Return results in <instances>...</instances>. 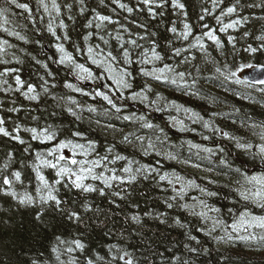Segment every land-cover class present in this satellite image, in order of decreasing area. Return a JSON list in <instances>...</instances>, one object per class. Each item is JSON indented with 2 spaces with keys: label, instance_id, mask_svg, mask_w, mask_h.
<instances>
[{
  "label": "trees",
  "instance_id": "1",
  "mask_svg": "<svg viewBox=\"0 0 264 264\" xmlns=\"http://www.w3.org/2000/svg\"><path fill=\"white\" fill-rule=\"evenodd\" d=\"M53 2L0 0V9H3L0 41H7L3 45L4 52L0 53V73L6 69L17 70L0 75V117L13 135L19 125L18 134L25 141L20 144L0 134V180L4 176L11 179L12 172L20 171L22 183H14V189L21 195L27 192L35 197L36 189L41 187L33 168L37 163L36 155L49 153L53 145L61 141L80 140L92 144L98 155L112 161L120 157L119 167L131 171L126 172L125 179L114 181L110 188L101 181H94L93 186L103 188L104 195L99 191L85 193L71 188L69 178L64 177L55 185L58 197L64 202V212L56 211L54 205L45 206L41 221L36 220L39 203L19 205L10 196L0 193V264H33V261L58 264L51 251L57 246V236L68 242L60 246L62 264H69L73 259L77 264H85L89 258L95 264H124L119 255L125 251L131 254L134 264H264V251L251 249L243 243L220 245L219 235L209 232L202 218L189 211L173 183L161 179L167 174H179L196 180L209 193H215L208 199L223 228L230 227L245 211L264 215V207L243 201L233 185L238 182L236 176L240 172H264V160L258 152L237 148L229 140L216 138L212 131L214 127L221 128L237 136L240 142L251 144L259 142L257 133H264V92L244 88L216 71L220 68L224 75L235 71L237 77L250 69L238 70L240 65H264V50L254 54L245 51L248 45L259 48L261 41L257 37L264 36V19H261L264 8L246 6L260 3V0H241L237 14L222 17L221 12L235 0L222 3L217 0L218 7H214L213 0H181L185 4L183 12L173 9L169 0L163 8L152 5L158 13L155 17L149 14L142 0H84L83 5L80 0H55L58 10ZM21 4L27 5V9L17 7ZM120 4L126 7L121 8ZM82 6L83 13L80 12ZM127 8L133 11L128 12ZM97 14L110 17V21H100ZM202 15L203 20L200 19ZM244 16L249 17L247 22L226 32L220 30L224 23ZM216 17H221L220 22ZM185 22L192 26L188 40L179 37ZM49 25L55 35L48 30ZM172 26L177 28V33L169 31ZM213 29L221 41L220 46L204 36L206 31ZM229 36L235 38L231 43ZM197 37L204 41L205 44L200 42L203 47L197 44ZM57 44L63 45L74 63H59L62 56ZM193 44L196 46L190 47ZM91 46L111 53L118 65L129 69L128 80L133 92L147 91L151 97L156 94L163 97L167 105L163 102L162 112H146L144 103L136 101L133 107L118 113L104 100L90 99L87 94H78L73 87H66L67 84L79 85L76 64L101 70L89 58L87 51ZM153 47L162 57L157 62L159 67L174 66L184 73L183 89H161L146 79L140 65ZM175 49H181L179 56ZM17 75L24 82L23 86L17 85ZM29 84L34 86L35 92L26 96ZM31 95H37L38 99H29ZM72 99L81 101L76 106L72 105ZM81 103L85 105L82 108L79 107ZM89 103L98 105L92 108L95 112L88 111ZM14 108L18 111H10ZM129 112H136L143 120L134 121L137 117ZM175 117L186 121L185 131L172 128L171 119ZM148 124L152 127H147ZM253 124L256 127H252ZM33 128L37 131L47 129L54 134L55 141L32 139L33 133L26 129ZM138 132L151 134L150 138L144 139L139 134L133 141V133ZM208 136L216 138L215 144L207 142L217 147L216 154L194 148V144ZM153 139L164 141L177 156L182 153L209 157L220 172L210 178H201L199 171L164 153L149 154L148 144ZM43 173L50 184L60 179L57 169L45 167ZM132 176L136 179L130 181ZM84 204L91 205V210L85 211ZM169 204L172 207H168ZM70 211H77L82 221L69 220L67 213ZM133 216L139 218L138 222L132 220ZM76 238L86 245L85 250L67 253L65 248ZM190 248H195L196 252H191ZM97 256L103 260H96Z\"/></svg>",
  "mask_w": 264,
  "mask_h": 264
},
{
  "label": "rangeland",
  "instance_id": "2",
  "mask_svg": "<svg viewBox=\"0 0 264 264\" xmlns=\"http://www.w3.org/2000/svg\"><path fill=\"white\" fill-rule=\"evenodd\" d=\"M55 2V0H53ZM235 20V19H233ZM232 21V20H231ZM231 21H228L225 24L230 23ZM214 33L216 32V29H213ZM215 35L218 37V35L215 33ZM200 42L204 43L203 40ZM205 44V43H204ZM92 49L91 54L87 51L89 58L92 62V64L97 65L101 70L97 71L91 68H87L84 66V69H87V71H84L80 68L76 69V73L79 78V85L73 86V90L78 93L82 94L85 93L87 96H89L90 99L100 98L102 100L103 96H99L96 93L97 92H103L104 94L108 95L109 98L113 101L115 104V107H113L112 104H109L108 101L104 100L109 106H112L113 109L116 112H123L126 108L133 107V103L136 101H140L144 103V107L146 112H154L157 111L162 112L163 108V102L166 104V101L163 99V97L156 94L154 97H151V95L147 91H140V92H133L132 87L130 88H123L122 86L117 84L118 80H126L129 83L128 75H125L126 73L129 74V69L126 67H122L117 64L116 59L112 56H109L108 53L103 51V49H98L96 47L91 46ZM100 48V47H99ZM61 53V52H60ZM67 54L65 51L64 53H61V56ZM114 58V59H113ZM159 60L154 59L152 53L148 54L144 57L143 64H141V68L143 71L144 76L148 81L151 83L156 84L159 88H163L165 90H172L173 87L177 90H181L182 88V81L184 79L183 77L179 76L177 67L174 66H168V68L165 67H159L157 65V62ZM70 62V61H65ZM97 67V68H98ZM163 70V71H161ZM152 73V75H145V73ZM89 73L91 74L89 76ZM156 76H160V79H156ZM241 76V75H240ZM238 77V79L242 80ZM83 77V78H80ZM152 78V79H150ZM237 77L232 78V81L235 82ZM175 80L176 82L173 83L172 81ZM243 81V80H242ZM178 83V84H177ZM180 83V84H179ZM239 85L244 86L248 89H252L258 92H264L261 91V87L257 86H251L247 83H240ZM79 99L78 96H75ZM135 97V98H133ZM72 99V105L78 106L77 102H80L81 100H75ZM91 107L88 108V111L95 112V108L98 107L96 103H89ZM128 104L129 107H128ZM167 105V104H166ZM85 106L83 103L80 104V108ZM117 108L119 111H117ZM79 109V108H78ZM219 111H221L222 108H217ZM218 111V112H219ZM127 113V112H126ZM128 114H133V116H136L137 118L133 119L134 121L141 122L143 119L142 117H138L136 112H129ZM212 113H210L211 115ZM213 115L220 116L222 118H225L226 116L222 113H213ZM130 119V118H129ZM129 122L132 120H128ZM134 123V122H133ZM132 124V123H131ZM134 125V124H133ZM136 127L137 124H135ZM171 126L173 129L185 131L187 129V123L185 120L181 119L180 117H175L171 119ZM213 133L216 134V138L229 140L232 143L237 144V142H240L237 139V136H233L229 134V137H225L222 135L225 131L221 128H213ZM43 131H37V134L39 135ZM49 134L53 135V139L46 140L44 139L43 135H39V138L43 142H54L55 136L53 133L49 132ZM142 135L144 139H149L151 134H143L141 132L133 133V141L138 138V136ZM160 135V132H158V136ZM261 135H264V133L259 132L257 133L259 142H255L251 144V142L243 143V144H251L252 148L249 150L259 152V145L264 144V140L261 139ZM149 136V137H148ZM162 137V136H160ZM216 138H212L211 136L205 139H201L202 141L197 142L194 144V148L205 152L206 154H216L217 147H211L207 144V142L216 143ZM64 142L66 144V147L63 149H58V145ZM57 142L52 147V154L49 155V153H43L41 154L42 158H46L52 163L57 162V157L60 155H63L65 157V160H62L58 164V168L60 166H67L71 167L73 171H77L80 167L84 168H92V173L87 175V179L84 181L86 185L90 184L93 185L94 181H101L103 182L104 179H108L112 176L120 177V180L125 179L126 172L124 171V168L121 169L119 167L120 160H110L102 155H98L94 151V147L92 144L86 143L84 141H61ZM164 143V141H155L154 139L149 141L148 147H150L149 154L157 153V154H166L169 158L172 160H175L176 162L182 163L186 167L199 171L201 173V178L207 177L210 178L215 174H218L220 171V168L214 164L213 160H211L209 157H204L202 155L196 154V157L190 156L189 154H179L178 156L173 154V149L169 148L167 144ZM205 149H212V152H207ZM75 159L78 161L76 165L71 164V160ZM126 164L125 162H123ZM129 167V165H127ZM45 167H40V172L44 177L46 178L45 174L43 173V169ZM57 168V170H58ZM119 172L124 173V175L119 174ZM92 176H100L101 179H93ZM260 177L264 176V172L258 171V172H249V173H241L240 175L236 176V181L233 185L239 190V192H255L258 188L261 187L259 184H255L254 182H249L248 177ZM74 179V177H72ZM165 179H167L169 182H172L174 186L177 188L180 195L184 198L189 211L194 214L198 215L202 218L207 230L209 232H213L214 234H218L219 237H223L224 239H219L220 245H228V244H237V243H243L245 246H248L251 249H255L258 251H264V241H261L259 239L255 240H240L236 239L237 236H249V235H255L256 237L264 236V229L256 228L249 226L248 224H242L241 223V216L238 218V220L234 223L237 225V231H234L232 228V225L227 228H223V223L220 219H218L216 214V209L211 205L208 196L209 192L205 188L198 185L196 180H189L184 178L182 175L179 174H167L165 176ZM116 180H110L109 182L112 184ZM243 199V198H242ZM243 201H251L253 204L258 205L261 207V203H264V201H261L259 198H251L249 200ZM248 213V220H251L252 217H264V215H255L251 213V211H245ZM244 212V213H245ZM247 228V231L244 229ZM227 234H231L233 236L232 240H228Z\"/></svg>",
  "mask_w": 264,
  "mask_h": 264
},
{
  "label": "snow or ice",
  "instance_id": "3",
  "mask_svg": "<svg viewBox=\"0 0 264 264\" xmlns=\"http://www.w3.org/2000/svg\"><path fill=\"white\" fill-rule=\"evenodd\" d=\"M14 2V0H13ZM84 0H80V4L83 5ZM223 0H219V3H222ZM240 2L241 0H235V3H233L232 5L228 6L226 9H224L221 12V17L222 16H232L233 14H237L238 12V8L240 7ZM142 3L147 6V10L149 12L150 15H152L153 17H155L158 13L155 11V9L152 7L153 4H155L156 8H163L165 7L168 3L169 0H142ZM171 6L173 9L175 10H180L183 12V10L185 9V4L181 2V0H170ZM219 3H217V0H213V4L214 7H218ZM121 8H125L126 5L124 4H120L119 5ZM247 7L253 8H264V0H260V3H253V4H248L246 5ZM17 7L20 8H25L27 9V5L21 4V5H17ZM45 10H47V6L45 5ZM53 7L56 8L58 10V6L55 4V2H53ZM68 7H71V5H69ZM84 7L82 6L80 8V12L83 13L84 12ZM128 12H132L133 9L132 8H127ZM207 10L205 9V12ZM3 14V9H0V15ZM160 15H162L163 13H159ZM185 16L187 15L186 12L183 13ZM221 17H216L217 21L220 22ZM71 19V17H69ZM97 18L100 21H110V17L108 16H101L99 14H97ZM203 15L200 17L201 20H203ZM249 19V17L244 16V17H240L237 18L235 20H232L230 23L223 25V27L220 29L221 31H227L230 28H236L238 25H241L245 22H247V20ZM261 19H264V17H261ZM89 24H91V21H89ZM65 25L63 24V22H61V27H64ZM205 27H207L205 25ZM48 30L50 32H52L53 35H55L54 30L52 29V26L49 25ZM169 31H171L172 33H177V28L175 26H172ZM192 34V26L185 22L183 24V31L179 33V37L182 38L183 40H188L189 36ZM16 35H19L18 33H16ZM245 36L248 35L247 32L244 33ZM204 36H206L208 39L212 40L216 45L220 46L221 45V41L220 39L215 35L214 31L209 30L206 31L204 33ZM20 39H24L23 36L19 37ZM65 38H67V36H65ZM57 39H59V37H57ZM88 37H85V40H87ZM200 37L196 38V42L197 44H199L200 47H203V44L200 43ZM258 40L261 41V44L259 45V48L257 47H253L252 45H248L247 49H245V51L249 52V53H256L257 51L260 50H264V36H260L257 37ZM229 42H233L235 40L234 37L229 36L228 37ZM132 43H135V41H132ZM7 41H0V53L4 52V47L3 45H6ZM196 44L190 45V47H195ZM57 49L61 52L64 53V47L61 44H57L56 45ZM175 54L177 56L180 55L181 53V49H175ZM88 52L91 54L92 49L89 48ZM125 57H127L128 53L125 52L124 53ZM152 55L154 57V59L156 60H160L162 59V57L156 52L155 48L153 47L152 49ZM109 56H111V53H109ZM114 59V58H113ZM71 61L74 63L73 58L70 54H65L61 57V59L59 60V63L64 64L65 61ZM77 68H80L84 71H87V69H84L83 65L80 64H76L75 65ZM46 67V65H45ZM251 68L253 67L252 64H247V65H240L238 70H242L243 68ZM261 67H264V65H262ZM165 68H168L167 65H165ZM225 68H227V65L225 66ZM13 71H17L15 69H6L4 73H0V75H6L8 72H13ZM163 71V70H161ZM216 71L218 73H220L222 76H224V78L226 80L231 79L233 77H236V72L232 71L230 72L228 75H224V73L221 71L220 68H217ZM50 74V73H49ZM91 74L89 73V76ZM125 75H130V74H125ZM145 75H152V73H148L146 72ZM180 77L184 76V73H179ZM83 78V77H80ZM156 79H160V76H156ZM16 83L18 86H23L24 82L21 80L20 76L17 75L15 77ZM173 83H175L176 81L173 80ZM246 81H242L240 79H236L235 83L240 84V83H245ZM257 83L260 84H264V80H260V81H256ZM117 84L122 86L123 88H130L131 85L130 83H128L126 80H118ZM66 87H73L71 84H67ZM46 90V89H45ZM261 91H264V89H261ZM35 92V88L33 85L29 84L27 85V93H24L26 96L28 95V93H34ZM99 96H103V99L108 101L109 104H112L113 107H115V104L113 103V101L109 98L108 95L104 94L103 92H97L96 93ZM29 99L35 100L38 99L37 95H31L28 96ZM135 98V97H133ZM10 111H18V109H10ZM69 112H72V109L69 108L68 109ZM117 111H119V109L117 108ZM73 115H75V113L73 112ZM125 119H128V117H125ZM5 121L2 117H0V134H2L5 137H11L13 140L18 141L20 144H24L25 141L23 139H21V137L19 136V131H20V127L19 125L13 130V132H15L16 134L13 135L12 132H9L5 127H4ZM147 127H152L151 124L146 125ZM205 127H208L207 122H205ZM252 127H256L255 124L252 125ZM26 131H30L33 133L32 135V139H38L39 135H43L44 139L46 140H51L53 139V135L49 134L47 129H45L42 133H40L39 135L37 134V130L35 128L33 129H26ZM75 135H79V133H75ZM223 136L225 137H229V133L224 132L222 133ZM127 139V138H125ZM261 139L264 140V135H261ZM237 148H241V149H251L252 145L251 144H243V143H239L237 142L236 144ZM64 147H66V144L64 142H61L58 145V149H63ZM25 151L27 152L28 149L25 148ZM205 151L207 152H212V149H205ZM220 151L222 152L223 149L221 148ZM52 152H49V155H51ZM258 155H260L261 159L264 160V144L259 145V152L257 153ZM9 156H11V153H9ZM118 159L120 157H117ZM65 160V157L63 155H60L59 157H57V162L56 163H52L51 161H49L46 158H42L41 154L37 153L36 155V161L37 163L33 165L34 170L36 171V176L38 181L40 182L41 187H38L36 189L37 195L34 197L33 195L25 192L23 195L19 194L13 187L14 183H22L21 180V172L20 171H14L11 173V179L8 176H4L2 178V180H0V193H3L6 196H10L12 199L16 200L18 202L19 205H26V206H30V205H34L36 203L40 204V211L37 212L36 214V220L41 221L42 220V214L45 211V206H53L56 211L58 212H64V209L62 208V204L64 203L59 197H58V189L55 187V185L60 184L61 180L64 177H68L70 180V187L71 188H75V189H79L82 192L85 193H92V192H97L99 191L100 195H104V189L100 188L97 189L96 187H94L93 185H86L84 183V181L87 179V175H85V173L91 174L92 173V168H84V167H80L77 171H73L71 167H67V166H60L58 168V164L60 161ZM78 163L77 160L72 159L71 160V164L72 165H76ZM221 163H226V161H221ZM44 166V167H49V168H53V169H57V176L60 177V179H57L53 184H50L48 182V180L44 177V175L41 174L40 172V167ZM5 168L8 167L7 164L4 165ZM125 172H130L131 170L129 168H125L124 169ZM139 171V170H138ZM237 171H239L237 169ZM72 177H74V179H72ZM93 179H101L100 176H92ZM120 177H116V176H112L108 179H104L103 183L105 184L106 187H111V183L109 182L110 180H120ZM136 177L132 176L130 178L131 180H135ZM161 179H165V177H161ZM248 181L254 182L255 184H259L261 185L260 188H258L255 192H240L241 197L244 200H249L251 198H259L261 201H264V176H260V177H256V176H252V177H248L247 178ZM129 181V182H130ZM209 195H215V193H208ZM115 195H119V193H115ZM261 207H264V203H261L260 205ZM84 210L85 211H90L91 210V205L89 204H84L83 205ZM168 207H172L171 204L168 205ZM68 215V219L69 220H73L76 221L77 223H80L82 221V217L81 215L77 212V211H70L67 213ZM248 213H242L241 214V223L242 224H248L249 226L252 227H256V228H260V229H264V217H252L251 220H248ZM132 220L137 221L139 220L138 217L133 216ZM163 222V221H162ZM177 224H179V220L176 221ZM232 228L234 231H237V225L233 224ZM245 231H247V228L244 229ZM227 238L228 240H232L233 236L231 234H227ZM236 239H240V240H244V239H248V240H255V239H259L261 241H264V236H260V237H256L255 235H249L247 237L245 236H237L235 237ZM191 239L195 240V237H191ZM219 239H224L223 237H220ZM56 241H57V246L53 247L51 249L52 253L56 255V260L58 262V264H62V262L60 261V246L61 245H67L68 242L61 239L60 236L56 237ZM185 247H188L187 245H185ZM86 248V245L82 242L81 239L76 238L73 239L71 241V246H68L65 248V251L67 253H72L73 251L76 250H80V251H84ZM191 252H196L195 248H190L189 249ZM113 259H116V257H113ZM119 259L122 260L124 262V264H134V260L131 256L130 253L128 252H123L122 255H119ZM175 259H179L178 257ZM96 260L102 261L103 257L97 256ZM33 264H36L35 261H33ZM69 264H77V262L75 261V259H73L72 261L69 262ZM85 264H95V261L91 258L87 259ZM186 264V262H185Z\"/></svg>",
  "mask_w": 264,
  "mask_h": 264
},
{
  "label": "water",
  "instance_id": "4",
  "mask_svg": "<svg viewBox=\"0 0 264 264\" xmlns=\"http://www.w3.org/2000/svg\"><path fill=\"white\" fill-rule=\"evenodd\" d=\"M243 77L251 84L264 85L256 82V81L264 80V67L257 66L251 69L250 71L244 73Z\"/></svg>",
  "mask_w": 264,
  "mask_h": 264
}]
</instances>
